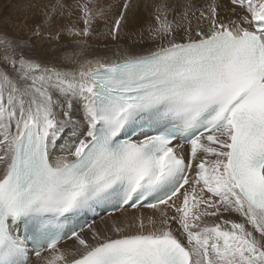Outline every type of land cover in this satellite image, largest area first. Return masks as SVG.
<instances>
[{
  "label": "snow or ice",
  "instance_id": "obj_1",
  "mask_svg": "<svg viewBox=\"0 0 264 264\" xmlns=\"http://www.w3.org/2000/svg\"><path fill=\"white\" fill-rule=\"evenodd\" d=\"M230 4L235 20L214 2L158 5L146 35L94 59L79 57L99 0H37L26 35L0 34V264H264V0ZM66 7L82 27L57 26ZM130 10L124 0L101 35L122 39ZM65 35L71 53L38 43ZM101 206L159 211L160 226L141 216L90 243L72 221ZM65 237L77 251L58 247Z\"/></svg>",
  "mask_w": 264,
  "mask_h": 264
},
{
  "label": "bare ground",
  "instance_id": "obj_2",
  "mask_svg": "<svg viewBox=\"0 0 264 264\" xmlns=\"http://www.w3.org/2000/svg\"><path fill=\"white\" fill-rule=\"evenodd\" d=\"M24 2H27V0H0V31L2 34L6 33L9 36L26 35L28 31V27L34 24V22L38 21L41 18V11L39 7H33L36 9H31V8H28L26 5L23 6ZM29 2L32 3L31 0H29ZM77 2L85 3L87 2V0H68V3L73 6ZM123 2L124 0H99L100 7L104 9V12L106 13V15L104 19L97 22L96 31L92 35L91 39L88 40V44H90L91 41H94V40H99V44H101L102 46H104V44L106 43V40H108L107 44L109 45H113L116 43L122 46L127 45V44H132L133 42L138 41V38H139L138 34L140 30H145V35H146L147 34L146 30L150 26L155 25L154 23L150 24L151 22L150 13L157 12L158 5H161L164 3H168L170 5L183 4L186 2V0H128V2L131 5V10L127 13V18H128L127 26L124 28V31L121 34L122 39L118 41H112L110 37L107 38L104 35H101V32L104 31L105 23H109V24L111 23L115 15L118 13L120 5ZM191 2L195 5V9H205L206 4L214 2L220 5V7L218 8L219 14L221 17L225 19L231 18L235 20L238 18L237 13L242 12V10L237 7L236 13H233L231 11V8L233 6L230 4V0H191ZM30 3L28 4L31 6L32 4ZM196 15H199V12H196ZM81 16H82V13L78 8L67 7L66 11L62 13V16L60 17V19L56 21V24L58 27L59 26L71 27L73 25L77 27H82L83 22H82ZM168 16H169V20L173 19V13H169ZM195 23L196 21L193 18V26H195ZM75 39H77V37L65 35L64 38L58 42L57 41H39L38 43H41L45 46L49 44H58L62 47L66 46L64 47V51H68L71 53L72 51L75 50L71 43ZM138 47L147 48V47H152V45L145 44V45H138ZM102 48L100 50H102ZM0 49H1V52L4 51L2 46H0ZM89 50L86 51L83 56H80L79 60L92 59L90 57ZM102 54L103 53L101 51L99 55H102ZM53 57H58V58L53 59ZM48 59L51 60L52 63L59 65L60 62L64 58H63L62 53L52 52L49 55ZM64 64H67L72 67L79 66L78 62L74 64L72 60H65ZM81 123L84 124L82 120H81ZM84 128L86 130V124H84ZM62 154L63 153H61L59 149H57L56 152L54 153V156H58ZM208 159L211 160V159H214V157L210 156L208 157ZM172 211L173 210H171L170 208L168 209L169 216L176 214V213H171ZM141 216H143L145 224L148 223L149 218H152L156 220V226L157 227L160 226L159 221L161 217H160L159 211L152 210L146 207L117 211L109 216H103L97 219L91 226L95 225L96 227H98L97 232H99L101 236H112L114 235L113 229L115 226L117 225L122 226L123 224L135 223L137 219ZM224 219H232V220L240 222L242 221L243 218L238 213L230 212V213H224ZM216 221L219 222V218L203 217L200 223L202 224L207 223L211 225V224L216 223ZM172 223H178V222H172ZM88 229L89 227L84 228L82 235L84 236L85 239H87L90 243H92L93 242L92 237L89 238V235L85 236V232ZM174 233L177 234V236L181 238L182 241L187 245V241L185 240V236L183 234L178 235V231H174ZM78 247L79 246L74 238L67 240L65 243H62L59 246L60 249H66V250L73 251V252L77 251ZM43 255L47 256L49 255V253L45 252L43 253ZM31 264H41V260L38 259L36 256L32 255Z\"/></svg>",
  "mask_w": 264,
  "mask_h": 264
},
{
  "label": "rangeland",
  "instance_id": "obj_3",
  "mask_svg": "<svg viewBox=\"0 0 264 264\" xmlns=\"http://www.w3.org/2000/svg\"><path fill=\"white\" fill-rule=\"evenodd\" d=\"M32 1V3H30L29 2V0H27V2L28 3H30V4H32V5H34V4H36L37 3V0H31ZM27 2H24V4H23V6L24 5H26L28 8H31V9H36V8H33V7H31ZM57 2V0H40V3L41 4H45V5H52V4H55ZM66 9H67V7L66 8H64L63 10H62V13L63 12H65L66 11ZM156 14H157V12H151L150 13V15H151V22H150V24L151 23H154V24H156V21H155V16H156ZM168 19H169V16H168ZM0 34H2L1 33V31H0ZM106 37V36H105ZM108 38V37H107ZM105 40H106V38H105ZM107 41L108 40H106V43H107ZM93 42V43H92ZM96 42V43H95ZM89 46H90V50H89V54H90V57L92 58V59H94L95 58V56H98L100 53H101V51H100V49L103 47L101 44H99V40H94V41H91V43L90 44H88ZM93 50V51H92ZM0 53H2L1 52V49H0ZM92 53H93V55H92ZM98 54V55H97ZM65 60L66 59H63L61 62H60V64H64V62H65ZM64 61V62H63ZM59 64V65H60ZM61 143H63V142H61ZM171 213H173V212H171ZM218 221H216V223H217ZM237 222H239V221H237ZM91 225H93V224H91ZM95 226V225H94ZM94 226H92L91 228H89L86 232H85V236L86 235H89V238H91L92 237V234H93V231H97L98 230V227H94ZM171 226H172V229H173V231H178V235H180V234H183V232H182V229L181 228H179L180 226H179V224L178 223H172L171 224ZM96 228V229H95ZM92 233V234H91ZM176 233V232H175ZM177 235V234H176ZM184 235V234H183ZM185 240H186V236H185ZM187 241V240H186Z\"/></svg>",
  "mask_w": 264,
  "mask_h": 264
}]
</instances>
